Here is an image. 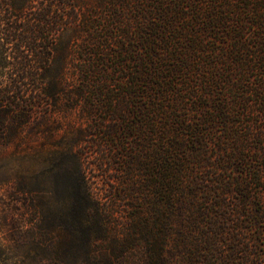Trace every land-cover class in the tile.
Listing matches in <instances>:
<instances>
[{"label": "trees", "instance_id": "trees-1", "mask_svg": "<svg viewBox=\"0 0 264 264\" xmlns=\"http://www.w3.org/2000/svg\"><path fill=\"white\" fill-rule=\"evenodd\" d=\"M81 99L118 175L104 200L73 145L46 155L42 264H264V0H0V149Z\"/></svg>", "mask_w": 264, "mask_h": 264}, {"label": "rangeland", "instance_id": "rangeland-1", "mask_svg": "<svg viewBox=\"0 0 264 264\" xmlns=\"http://www.w3.org/2000/svg\"><path fill=\"white\" fill-rule=\"evenodd\" d=\"M74 34L73 28L62 33L56 51L71 46ZM215 35L220 41H229L226 35ZM56 51L55 61L60 59ZM56 67L53 62L52 72ZM88 101L81 99L71 111L52 115L46 131L31 127L32 132L25 136L19 149L13 146L0 149V264L47 263L52 247L67 236L55 221L46 222L41 217L43 212L53 216L65 204L64 193H54L52 174L48 172L51 167L44 164L46 155L52 150L73 145L80 156L85 179L103 193L100 194L104 200L107 197L109 183L118 175L116 160L102 158L101 150L92 143L99 139L95 130L98 122L96 116L89 117L86 113ZM144 136L145 148L153 154L161 142L158 138Z\"/></svg>", "mask_w": 264, "mask_h": 264}]
</instances>
